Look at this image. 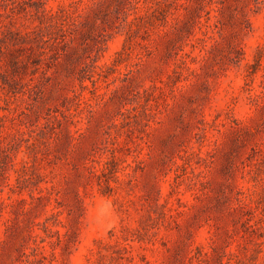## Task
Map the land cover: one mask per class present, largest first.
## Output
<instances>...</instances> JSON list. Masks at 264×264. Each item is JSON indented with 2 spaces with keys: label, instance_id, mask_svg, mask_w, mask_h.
<instances>
[{
  "label": "rangeland",
  "instance_id": "1",
  "mask_svg": "<svg viewBox=\"0 0 264 264\" xmlns=\"http://www.w3.org/2000/svg\"><path fill=\"white\" fill-rule=\"evenodd\" d=\"M0 264H264V0H0Z\"/></svg>",
  "mask_w": 264,
  "mask_h": 264
}]
</instances>
